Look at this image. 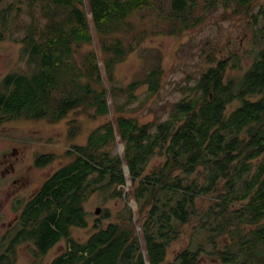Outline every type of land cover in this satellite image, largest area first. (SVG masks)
Returning <instances> with one entry per match:
<instances>
[{
    "label": "trees",
    "instance_id": "16d2710c",
    "mask_svg": "<svg viewBox=\"0 0 264 264\" xmlns=\"http://www.w3.org/2000/svg\"><path fill=\"white\" fill-rule=\"evenodd\" d=\"M219 7L221 17L244 19L252 30L256 48L247 66L238 53L217 56L216 48L195 81L187 77L166 119L140 122L121 114L140 85L157 93L164 70L158 62L143 79L106 85L96 51L83 49L94 43L92 26L109 81L116 63L149 34L180 36ZM150 14L165 24L145 26ZM6 39L22 44L28 67L1 78L0 123L57 122L76 110L93 119L113 115L85 144L67 150L69 160L40 183L0 264H13L22 241L33 242L41 257L63 239L65 250L48 264H163L186 225L190 244L199 235L203 240L177 250L167 264H200L204 251L225 264H264V0H0V40ZM76 131L72 124L71 138ZM118 142L121 153L114 150ZM53 158L42 154L38 165ZM127 179L125 193L119 185ZM92 194L104 202L124 197V206L105 207L80 241L71 231L88 226Z\"/></svg>",
    "mask_w": 264,
    "mask_h": 264
},
{
    "label": "rangeland",
    "instance_id": "374dc122",
    "mask_svg": "<svg viewBox=\"0 0 264 264\" xmlns=\"http://www.w3.org/2000/svg\"><path fill=\"white\" fill-rule=\"evenodd\" d=\"M12 1L7 0V2ZM221 11L222 8L219 7L217 10L203 12L205 14L204 19L195 27L190 26L184 29L180 36L168 34L167 30L165 33L149 34L132 52L127 54L123 61L116 63L111 71L112 80L109 81V72L105 70L106 68L102 64L96 31L92 26L94 43L84 46L83 49L91 47L96 51L99 58L98 64L102 76L105 77L106 85L118 84L123 86L133 80L143 79L146 73L158 62L164 70L157 93L150 96L148 85H140L135 90L136 100L123 106L121 114L136 116L140 122L166 119L169 114L170 103L183 95L182 88L189 83L186 80L187 77L190 79V83H193L198 71L208 65V54H211L216 48L219 49L217 56L227 57L231 52L238 53L241 66L243 68L247 66L256 48L255 45L251 44L252 30L246 24V20L233 19V17L223 18L220 16ZM29 18L28 14H22V22H28ZM161 22H163L161 25L165 24L163 20L150 14L145 20V26L152 27L150 25L156 23L160 25ZM153 29L156 30L154 27ZM18 33L22 35L23 30ZM21 47L20 42L7 39L0 40V80L10 71H22L28 67L25 59L20 56ZM249 48L251 51H247ZM115 98L117 103H121L125 99L121 94ZM108 100L113 105L110 97ZM134 107L136 109H133ZM112 115L99 116L93 119L89 118L86 113L76 110L57 122H49L45 118H15L0 123V159L2 152L12 148L11 146H16L18 150V154L12 158L15 162L14 174L6 173L8 171H4L0 166V193L3 194L2 191L4 192V197L2 196L3 198L0 200V239L7 226L5 223L13 216V212L6 208L9 205V203L7 205V200L10 202L7 194L5 196L6 190L12 186L18 188L21 185L23 189L18 195L20 201L25 202L29 194L35 191L52 171L69 160L66 151L72 149L74 145L85 144L89 132L108 118L112 119ZM72 124L77 126V131L71 138L69 128ZM121 145L122 143L118 142L114 150L121 153L123 149V145ZM42 154H53L54 158L44 166H35V157ZM1 170L4 173L1 174ZM14 177L19 179L13 184L12 179ZM129 184L130 181L127 179L126 185H119V189L126 193ZM120 186L123 187L120 188ZM124 201L125 199L122 197L104 202L102 196L92 194L86 203V208L90 212L88 226L73 228L72 236L80 241L85 240L91 233L92 225L96 218L100 217L102 210L109 207L113 212H116L123 208ZM128 205L135 212L137 204L133 198L128 199ZM97 207L101 210L95 214ZM108 220L104 219L103 223L105 224ZM137 230H139V226H137ZM190 232L189 225L183 227L180 237L170 245L166 261L163 264L171 262L177 250L189 245L195 249L196 244L203 240L202 235H199L197 238H193L190 244ZM224 241H226L225 238L220 239V242L224 243ZM65 248L66 241L63 239L49 249L44 256L38 257L34 255V251L32 252V245L23 242L17 247L13 264H48L54 256L62 253ZM206 249L210 250L211 246L207 245ZM3 252L4 248L0 245V253ZM200 264L225 263L213 258L208 251H204L200 255Z\"/></svg>",
    "mask_w": 264,
    "mask_h": 264
},
{
    "label": "flooded vegetation",
    "instance_id": "af4514ba",
    "mask_svg": "<svg viewBox=\"0 0 264 264\" xmlns=\"http://www.w3.org/2000/svg\"><path fill=\"white\" fill-rule=\"evenodd\" d=\"M3 123V122H2ZM12 148L10 149H6L4 152H2L1 154V159H0V166L1 169L3 168L4 171H8L6 173L9 174H14L15 173V162L12 160L13 156L18 154V150L16 148V146H11ZM38 155L35 157L34 159V165L35 166H39L38 165ZM4 171L1 170V174L4 173ZM18 177H14L12 179V183H16L18 181ZM11 183V182H10ZM22 186L20 185V187L18 188H14V186H12V188L6 190L5 192V196L7 194V198H9V201L7 200V205L9 203V205L6 207L7 209L11 210L13 212V216L10 218L9 221H7L5 224H7L5 231L2 233L1 236V247L4 248V252L11 254V249L13 248L12 244H16L13 243V240L16 238V236H18V233L20 231V217L21 214L23 213L25 207H27L28 203L33 199V197L36 194V191H33L29 194V197L27 198V200L25 202L20 201L21 199L19 198L18 193L21 192L22 190ZM3 194L0 193V200L4 197V192L2 191ZM3 196V197H2ZM9 210L7 211V213L9 212ZM22 242H20V244H22ZM25 244H31L32 245V252L36 249L35 244H33V242L30 241H25ZM18 244L15 248H14V252L12 254L16 253L17 247L20 245ZM27 249V248H26ZM3 252V253H4ZM12 257V256H11Z\"/></svg>",
    "mask_w": 264,
    "mask_h": 264
},
{
    "label": "water",
    "instance_id": "95a60500",
    "mask_svg": "<svg viewBox=\"0 0 264 264\" xmlns=\"http://www.w3.org/2000/svg\"><path fill=\"white\" fill-rule=\"evenodd\" d=\"M122 146V145H121ZM123 169H124V172L126 173V172H128V168H127V166L126 165H124L123 166ZM121 187H123V186H120V188ZM100 208L99 207H97L96 209H95V214H98L99 212H100Z\"/></svg>",
    "mask_w": 264,
    "mask_h": 264
}]
</instances>
